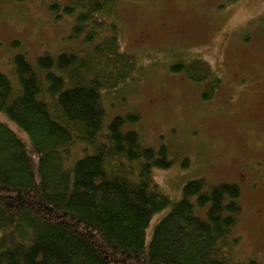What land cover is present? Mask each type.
<instances>
[{
	"label": "trees",
	"instance_id": "16d2710c",
	"mask_svg": "<svg viewBox=\"0 0 264 264\" xmlns=\"http://www.w3.org/2000/svg\"><path fill=\"white\" fill-rule=\"evenodd\" d=\"M11 1L71 20L80 46L34 61L22 53L12 76L0 71V113L28 137L0 121V264H232L240 186L194 180L174 203L153 175L174 164L167 147L144 145L139 113L108 120L106 98L137 69L121 52L118 6L139 0ZM172 71L201 84L204 101L222 85L201 57ZM169 208L147 241L154 216Z\"/></svg>",
	"mask_w": 264,
	"mask_h": 264
},
{
	"label": "rangeland",
	"instance_id": "374dc122",
	"mask_svg": "<svg viewBox=\"0 0 264 264\" xmlns=\"http://www.w3.org/2000/svg\"><path fill=\"white\" fill-rule=\"evenodd\" d=\"M222 4L121 2V52L135 58L137 69L133 80L106 98V110L108 120L139 113L142 120L135 128L141 129L144 145L167 147L174 164L153 175L172 202L180 201L184 186L194 180L239 185L244 212L226 252L232 264L251 258L264 264V0H242L224 9ZM70 27L71 20L54 21L39 2L0 0V71L12 76L13 58L22 53L34 61L45 52L78 48ZM197 57L222 80L209 101L202 100L201 84L172 71ZM0 121L28 141L5 114L0 113ZM170 209L154 216L147 241Z\"/></svg>",
	"mask_w": 264,
	"mask_h": 264
}]
</instances>
